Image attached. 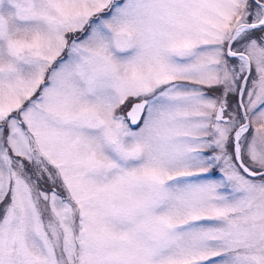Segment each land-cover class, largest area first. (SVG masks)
<instances>
[{
  "label": "snow or ice",
  "instance_id": "obj_1",
  "mask_svg": "<svg viewBox=\"0 0 264 264\" xmlns=\"http://www.w3.org/2000/svg\"><path fill=\"white\" fill-rule=\"evenodd\" d=\"M0 264H264V0H0Z\"/></svg>",
  "mask_w": 264,
  "mask_h": 264
}]
</instances>
